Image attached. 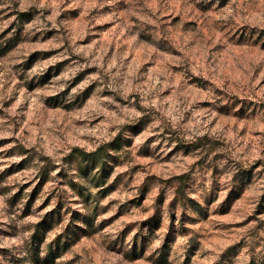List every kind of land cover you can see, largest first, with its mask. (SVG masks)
<instances>
[{
	"label": "rangeland",
	"instance_id": "1",
	"mask_svg": "<svg viewBox=\"0 0 264 264\" xmlns=\"http://www.w3.org/2000/svg\"><path fill=\"white\" fill-rule=\"evenodd\" d=\"M0 264H264V0H0Z\"/></svg>",
	"mask_w": 264,
	"mask_h": 264
},
{
	"label": "trees",
	"instance_id": "2",
	"mask_svg": "<svg viewBox=\"0 0 264 264\" xmlns=\"http://www.w3.org/2000/svg\"><path fill=\"white\" fill-rule=\"evenodd\" d=\"M104 148L100 147L93 152H87L82 149H75L74 155L76 157L75 162L78 164V172L84 173L85 176L90 177L93 174V178L98 180V172H95V169L98 165L103 163ZM103 165V164H101Z\"/></svg>",
	"mask_w": 264,
	"mask_h": 264
}]
</instances>
